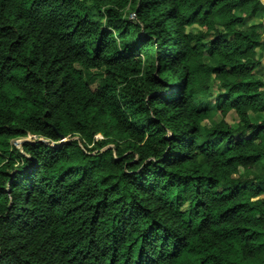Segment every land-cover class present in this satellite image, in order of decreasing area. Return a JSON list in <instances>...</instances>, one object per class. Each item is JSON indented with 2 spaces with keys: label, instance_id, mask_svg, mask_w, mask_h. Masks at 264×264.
<instances>
[{
  "label": "trees",
  "instance_id": "16d2710c",
  "mask_svg": "<svg viewBox=\"0 0 264 264\" xmlns=\"http://www.w3.org/2000/svg\"><path fill=\"white\" fill-rule=\"evenodd\" d=\"M263 58L261 0H0V264H264Z\"/></svg>",
  "mask_w": 264,
  "mask_h": 264
},
{
  "label": "clouds",
  "instance_id": "9594fccd",
  "mask_svg": "<svg viewBox=\"0 0 264 264\" xmlns=\"http://www.w3.org/2000/svg\"><path fill=\"white\" fill-rule=\"evenodd\" d=\"M262 3L264 4V1H262ZM97 137L99 136V139L101 138V136L100 135H96ZM95 136V137H96ZM96 137V139H98ZM39 139H42V138H37V137H35V136H32V135H27V136H25V137H22V138H18V139H15L16 141H18V143H19V147H17V146H15L16 148H18V149H21V141H24V142H35V141H39ZM63 139H65V140H67L66 138H63ZM44 140H46V139H44ZM49 141V140H48ZM40 142V141H39ZM51 142V141H50ZM59 142H65V141H61V138H60V140H59ZM44 143V142H43ZM46 144V143H45ZM46 145H49V144H46ZM50 146H53V143L51 142L50 143Z\"/></svg>",
  "mask_w": 264,
  "mask_h": 264
},
{
  "label": "rangeland",
  "instance_id": "374dc122",
  "mask_svg": "<svg viewBox=\"0 0 264 264\" xmlns=\"http://www.w3.org/2000/svg\"><path fill=\"white\" fill-rule=\"evenodd\" d=\"M261 1H264V0H261ZM129 17L131 18L132 15H129ZM262 62H264V58L262 59ZM219 119H220L219 114H214L213 117H212V121H214V122H218ZM233 120H234V115H233L232 113H230V114H228V115L226 116V121H227V122L232 123ZM96 137H97V136H96ZM97 138L99 139V136H98ZM61 141H66V140H65V139H62ZM11 143H12L14 146H17V147L20 146L19 143H18V141H16V140L11 141Z\"/></svg>",
  "mask_w": 264,
  "mask_h": 264
},
{
  "label": "water",
  "instance_id": "95a60500",
  "mask_svg": "<svg viewBox=\"0 0 264 264\" xmlns=\"http://www.w3.org/2000/svg\"><path fill=\"white\" fill-rule=\"evenodd\" d=\"M60 138H61V140L63 139L62 136H61ZM39 141H40V142H44V143L49 144V145H50V143H51L50 141H48V140H44V139H39ZM23 143H24V141H21L20 144L22 145Z\"/></svg>",
  "mask_w": 264,
  "mask_h": 264
}]
</instances>
